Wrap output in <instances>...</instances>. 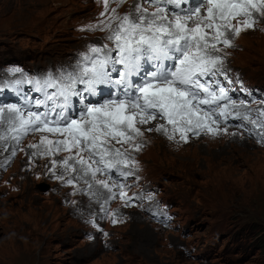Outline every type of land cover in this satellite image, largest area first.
Returning <instances> with one entry per match:
<instances>
[{
  "label": "rangeland",
  "instance_id": "1",
  "mask_svg": "<svg viewBox=\"0 0 264 264\" xmlns=\"http://www.w3.org/2000/svg\"><path fill=\"white\" fill-rule=\"evenodd\" d=\"M103 10L101 0H0V77L11 66L56 71L89 45L111 47L106 32L81 30ZM225 53L224 67L264 107V30L241 33ZM40 135L25 137L15 155L0 142V264H264V141L229 126L217 136L189 134L188 143L145 131L141 150L130 152L134 175L124 183L134 199L125 206L105 202L110 194L94 181L89 189L58 180L63 170L53 175L51 160L68 153L30 156Z\"/></svg>",
  "mask_w": 264,
  "mask_h": 264
},
{
  "label": "snow or ice",
  "instance_id": "2",
  "mask_svg": "<svg viewBox=\"0 0 264 264\" xmlns=\"http://www.w3.org/2000/svg\"><path fill=\"white\" fill-rule=\"evenodd\" d=\"M101 2L103 19L81 30L106 32L111 47L89 45L75 64L43 78L21 73L15 80L0 79V142L12 155L25 137L40 133L39 141L28 145L35 150L30 156L68 153L51 160L53 175L57 167L63 170L58 180L72 187L83 181L89 189L94 181L110 194L105 202L119 198L131 206L134 198L119 178L134 175L130 152L141 150L145 131L170 140L178 134L188 143L189 134H227L232 119L240 122L237 127L247 128L246 121L250 135L264 139V109L253 117L245 100L237 102L233 89L218 79L233 83L221 53L234 47L235 38L264 30L258 28L264 23V0H135L123 15L118 8L127 0ZM24 83L39 97L22 95ZM101 88L111 95L90 99L100 96ZM5 90L18 99L8 100ZM153 121L154 127L145 129ZM101 174L115 178L110 183L99 179Z\"/></svg>",
  "mask_w": 264,
  "mask_h": 264
},
{
  "label": "clouds",
  "instance_id": "3",
  "mask_svg": "<svg viewBox=\"0 0 264 264\" xmlns=\"http://www.w3.org/2000/svg\"><path fill=\"white\" fill-rule=\"evenodd\" d=\"M245 86H247L246 85V83H245ZM247 87H249V86H247ZM250 88V87H249ZM251 89V88H250ZM254 93V92H253ZM259 97H261L260 95H258V97L257 98H247L246 100H245V102L247 103V105H248V108L250 109V110H252V116L254 115V113H255V110H257V109H259V108H263L264 109V107H262L260 104H258V105H252L251 103H252V101H254V102H256L258 99H261V98H259ZM240 122L239 121H237V120H232V119H230L229 121H228V126L229 127H232V128H234V129H237L238 131H240V132H242L243 134H245L246 136H248L249 138H254L255 140H258V141H264V139H261V137L259 136V135H248L247 133L248 132H246L245 130H242L240 127H237L236 125L237 124H239ZM245 124H247V128H251L252 126L250 125V124H248L246 121L244 122ZM245 128V127H244ZM247 128H245V129H247ZM254 131H258V130H254ZM153 217H155L154 216V214H153ZM157 220V219H156ZM158 221V220H157ZM159 222H165V221H159Z\"/></svg>",
  "mask_w": 264,
  "mask_h": 264
},
{
  "label": "bare ground",
  "instance_id": "4",
  "mask_svg": "<svg viewBox=\"0 0 264 264\" xmlns=\"http://www.w3.org/2000/svg\"><path fill=\"white\" fill-rule=\"evenodd\" d=\"M170 141L174 142V139H172V140L169 139V142H170ZM167 145H168V144H165V146H167Z\"/></svg>",
  "mask_w": 264,
  "mask_h": 264
}]
</instances>
